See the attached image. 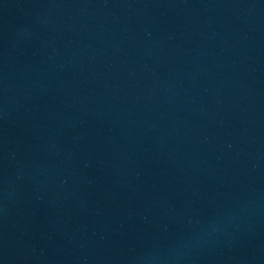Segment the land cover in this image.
Listing matches in <instances>:
<instances>
[{
	"label": "water",
	"instance_id": "water-1",
	"mask_svg": "<svg viewBox=\"0 0 264 264\" xmlns=\"http://www.w3.org/2000/svg\"><path fill=\"white\" fill-rule=\"evenodd\" d=\"M0 264H264V0H0Z\"/></svg>",
	"mask_w": 264,
	"mask_h": 264
}]
</instances>
